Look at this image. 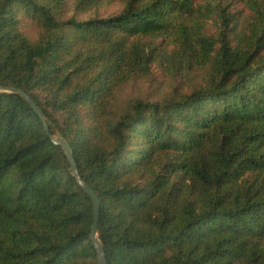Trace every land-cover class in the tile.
Returning <instances> with one entry per match:
<instances>
[{"label": "trees", "instance_id": "16d2710c", "mask_svg": "<svg viewBox=\"0 0 264 264\" xmlns=\"http://www.w3.org/2000/svg\"><path fill=\"white\" fill-rule=\"evenodd\" d=\"M233 1L0 0V86L67 142L106 264H264V0L246 31ZM153 65L179 83L121 102ZM49 134L0 90V264H98Z\"/></svg>", "mask_w": 264, "mask_h": 264}, {"label": "rangeland", "instance_id": "374dc122", "mask_svg": "<svg viewBox=\"0 0 264 264\" xmlns=\"http://www.w3.org/2000/svg\"><path fill=\"white\" fill-rule=\"evenodd\" d=\"M107 9V15L113 12L118 11V6H113ZM230 9L240 19L239 28L242 31H246V17L250 19L253 13L250 11L248 5L243 0H234L230 4ZM101 12L105 10L101 9ZM100 12V15L102 13ZM105 13V12H104ZM74 15L77 20H86L90 16V13L86 12H74ZM207 30L210 34H215L218 31V27L213 22L208 24ZM194 76H197L196 72H193ZM200 82V77L195 78L194 83ZM178 81L173 79H169L167 74L160 69L157 65H153L151 69V73L148 77L143 78L142 80L132 82L126 85L119 93V99L121 102H125L127 100H135L137 98H148L150 95L157 93L158 90H170L172 87L176 86Z\"/></svg>", "mask_w": 264, "mask_h": 264}, {"label": "water", "instance_id": "95a60500", "mask_svg": "<svg viewBox=\"0 0 264 264\" xmlns=\"http://www.w3.org/2000/svg\"><path fill=\"white\" fill-rule=\"evenodd\" d=\"M0 90L5 91V92H9V93H16V94L20 95L26 101V103L35 111V113L41 118L43 125H44V129L49 134V128L47 126V123H46L44 117L40 114V112H39L38 108L36 107L34 101L28 95H26L22 90L16 89V88H8V87L0 86ZM49 138L54 145L59 146L63 149V151L65 152V155L67 156L69 164L71 166L73 176H74L76 182L92 200L93 225H92L91 241H92V244H93L95 251H96V257H97L98 264H106L105 251H104L101 243L99 242V240L97 238L98 221H99V214H100V200H99L98 196L95 194V192L82 181V179L79 175L77 166L75 164L73 155L71 153V150H70L67 142L61 138H55V137L51 136L50 134H49Z\"/></svg>", "mask_w": 264, "mask_h": 264}]
</instances>
